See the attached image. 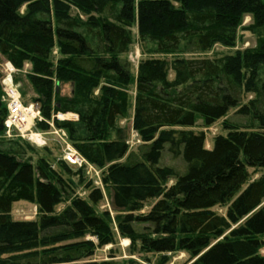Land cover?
Returning a JSON list of instances; mask_svg holds the SVG:
<instances>
[{
  "label": "trees",
  "instance_id": "1",
  "mask_svg": "<svg viewBox=\"0 0 264 264\" xmlns=\"http://www.w3.org/2000/svg\"><path fill=\"white\" fill-rule=\"evenodd\" d=\"M245 17L257 40L252 50L217 59L148 58L135 78L120 58L135 25L140 45L154 53H205L234 47ZM0 59L17 71L31 68V104L42 118L35 130H47L56 114L77 116L54 126L88 163L106 168L102 184L116 229L133 252H185L189 264H264V0H0ZM66 84L67 97L60 94ZM133 85L139 155L128 153L118 126ZM232 110L246 124L225 122L226 136L206 149L195 121L210 126ZM5 116L0 105V133ZM166 147L184 173L159 166ZM27 148L22 140L0 144V264H70L112 243L109 213L97 211L102 191L87 184V196H77L70 179L79 170L40 154L33 165L23 158ZM250 171L261 174L250 181ZM20 201L36 206V221L12 219Z\"/></svg>",
  "mask_w": 264,
  "mask_h": 264
},
{
  "label": "rangeland",
  "instance_id": "2",
  "mask_svg": "<svg viewBox=\"0 0 264 264\" xmlns=\"http://www.w3.org/2000/svg\"><path fill=\"white\" fill-rule=\"evenodd\" d=\"M24 10V7L21 11ZM71 15L72 16H78L82 19L81 14L74 8L71 9ZM250 24V18L245 17L243 18V21L241 23V26L239 27L236 39H235V45L232 48H224L219 45L213 46V48L205 53H195V52H185L183 50H180L176 53H154L152 45H140V43L137 40V30L136 25L133 26L131 29L132 32V41L128 48V51L125 55L120 56L122 60L127 61L130 64V71L133 78L136 77V71L138 63L141 60L148 59V58H158L166 60L167 62H171L175 58H183V59H202V58H208V59H217L224 57L226 55L234 54L236 52H244L245 50H252L256 48V38L252 36L248 31H246V27ZM51 58L53 62L58 58V52L55 48L51 53ZM5 61L3 59H0V105L1 108L4 106V103L2 102V79H3V67H4ZM31 68L28 64H25L21 71H17L15 75L13 76V82L14 85L18 88V91L21 95V98L23 100V103L25 105L31 104V99L34 98V92L29 85L27 81V75L30 73ZM168 79H173V73L169 72ZM71 86L66 84L62 85L60 87V94L61 96H70L71 94ZM135 91H134V85L131 86L128 90V97L130 101V106L127 112V115L124 119L120 120L118 122V126L120 129L123 130V136L125 143L128 148V153H133L136 155H139L141 153V146L142 142L138 135V133L133 129L132 125V118H133V101H134ZM251 96H246L243 100V103H246ZM5 107V106H4ZM66 116V115H64ZM68 120L64 121H70V122H76L78 120L77 116L72 114H67L66 116ZM53 118V117H52ZM54 120L51 119L47 123L48 129L45 131H38L33 128V131L35 133L41 134L43 137L44 145L43 147H34L30 145L28 142L27 146L30 148L28 149V153H24L23 158H33L32 163L35 165L36 156L38 154L42 156L48 155L49 162L56 163L57 161H62V156L64 154V150L66 146L71 147L73 150H75L71 144L68 141L67 134L62 129H57L54 126ZM230 123H237L238 125H244L246 124V120L243 118L238 117L235 115V111H230L227 116L223 119L218 120L217 122L213 123L210 126H205L202 119L198 118L195 121L193 131L198 133L202 132L205 137V148L211 149L213 140L217 136H226L227 131L225 129V122ZM38 122V121H37ZM33 132V133H34ZM115 136L112 134L110 136V139H114ZM9 141H16V140H7L6 137H4L3 133H0V144H8ZM25 144V143H24ZM167 147L162 153V157L159 162V166L169 167L172 168L177 174L184 173L185 165L182 162L180 158L173 159L170 157V155L167 154L166 151ZM30 150V152H29ZM30 156V157H29ZM85 165L82 167V169H73V171L80 172V176H72L71 182L74 184L75 187V194L81 198H85L89 192L87 189V184L90 185V188H99L103 193V200L100 202L97 206V211L99 213L108 212L109 216L112 221V230L114 234L113 242L102 246V247H96L94 249V253L91 257L86 258L82 261L70 263V264H101L104 262H111L115 264H130V262H135L138 264H160L163 260H165L164 264H189L191 262V257L189 254L185 252H174L166 255H143V254H137L136 252H133L130 246V241L126 238L121 237L116 229L115 224V217L116 214L111 210L109 201L106 196V192L104 191V186L102 184V176L103 172L106 168H98L90 163H88L85 160ZM251 179L250 181L256 180L260 176V172L250 171ZM171 184V182L169 183ZM154 203L153 200L148 201L146 207L142 212H147L151 205ZM67 206L66 204H61L56 207L55 211L58 213L61 210L64 209V207ZM217 214L223 216L225 214V207H216L213 209ZM11 217L14 221H36L37 218V208L34 204H29L25 201H20L18 203H15L11 208ZM87 240H92L95 242V239L87 237ZM261 254L264 255V251H261Z\"/></svg>",
  "mask_w": 264,
  "mask_h": 264
},
{
  "label": "built area",
  "instance_id": "3",
  "mask_svg": "<svg viewBox=\"0 0 264 264\" xmlns=\"http://www.w3.org/2000/svg\"><path fill=\"white\" fill-rule=\"evenodd\" d=\"M16 72L17 70L5 61L2 71L4 76L2 79V102L6 110L3 121L4 137L7 140H23L34 147H43L42 135L33 131L36 122L42 121L40 111L34 104L25 105L23 103L18 88L13 82V76ZM66 116L56 114L52 119L57 121L68 120ZM62 161L74 169H82L86 164L85 159L69 146H66L64 150Z\"/></svg>",
  "mask_w": 264,
  "mask_h": 264
}]
</instances>
